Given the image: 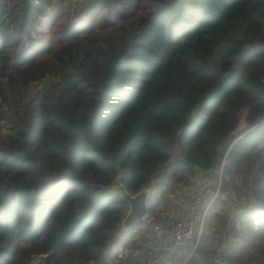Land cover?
Masks as SVG:
<instances>
[{
	"label": "trees",
	"instance_id": "16d2710c",
	"mask_svg": "<svg viewBox=\"0 0 264 264\" xmlns=\"http://www.w3.org/2000/svg\"><path fill=\"white\" fill-rule=\"evenodd\" d=\"M224 157L254 200H214L200 248L264 264V0H0V264H141L106 187L160 216Z\"/></svg>",
	"mask_w": 264,
	"mask_h": 264
},
{
	"label": "built area",
	"instance_id": "2783aa9c",
	"mask_svg": "<svg viewBox=\"0 0 264 264\" xmlns=\"http://www.w3.org/2000/svg\"><path fill=\"white\" fill-rule=\"evenodd\" d=\"M225 157L217 168L204 169L198 175L197 189L182 214L173 218H157L150 213L144 216L149 243L141 264H237L224 254V244L215 247L210 255L200 248L208 208L217 198H229V193L221 190Z\"/></svg>",
	"mask_w": 264,
	"mask_h": 264
},
{
	"label": "rangeland",
	"instance_id": "374dc122",
	"mask_svg": "<svg viewBox=\"0 0 264 264\" xmlns=\"http://www.w3.org/2000/svg\"><path fill=\"white\" fill-rule=\"evenodd\" d=\"M70 1L73 3L75 8L79 7L81 2H82V0H66V2H70ZM243 113L245 114L246 110H244ZM246 123L247 122H246L245 116L243 115L237 130L244 128V126H246ZM215 176H218V173ZM193 189H195V191H196L197 186H196V188H195V185H193L191 187L184 186V187L176 188L175 190H173L172 191L173 193L171 194V196L178 203V207L169 208V207L163 206L162 210L160 211V216L154 215V217H157V218H160V217L171 218L172 217L173 218V217H177L180 214H182L181 212L183 211L188 198L193 194V191H194ZM228 193H229V198H222V199L228 200V203L230 204L229 208H230L231 212L236 211L237 208L242 209L244 206L251 204L252 201L254 200V197L249 195L246 192L245 188H242L240 191H236V192H235V190L228 191ZM210 210L211 209H208L207 214L210 215L209 216L210 221L214 222L215 221L214 215H213V213L212 214L210 213ZM204 228H205V222L203 223V230H204ZM203 230H202V232H203ZM133 231L134 232H132V234H130V235H129V233L123 234V232H121L119 239H121V240L127 239L128 241H131V242L134 239H136L137 242L142 243L144 245V247H146L147 246L146 241H145L143 236L148 235L149 229H148V226L144 223V221L141 220L140 223H138L135 226ZM144 231H146V232H144ZM224 232H227V230L225 229ZM212 245L213 244H211V247H213ZM119 249L123 252L131 254L132 256H134L136 254V255H139V257H140V255L142 253L138 249L135 250L132 248H129L126 251H124V250H122L121 246H119ZM140 250H142V249H140Z\"/></svg>",
	"mask_w": 264,
	"mask_h": 264
},
{
	"label": "water",
	"instance_id": "95a60500",
	"mask_svg": "<svg viewBox=\"0 0 264 264\" xmlns=\"http://www.w3.org/2000/svg\"><path fill=\"white\" fill-rule=\"evenodd\" d=\"M262 120H260L259 122H261ZM247 130H245L244 132H246ZM241 135H239V137ZM239 137H237V139ZM106 188L116 191L117 193L123 195L129 201V205H130L129 211L122 220L123 228L126 229L132 227L134 224L140 222L144 218V216L149 213V204H148V196L150 192L149 188L145 187L141 189L139 192L132 194L127 190L126 186L122 182L121 176L118 177L116 184L108 185Z\"/></svg>",
	"mask_w": 264,
	"mask_h": 264
},
{
	"label": "clouds",
	"instance_id": "9594fccd",
	"mask_svg": "<svg viewBox=\"0 0 264 264\" xmlns=\"http://www.w3.org/2000/svg\"><path fill=\"white\" fill-rule=\"evenodd\" d=\"M157 231H159V226L157 227V229H156Z\"/></svg>",
	"mask_w": 264,
	"mask_h": 264
},
{
	"label": "crops",
	"instance_id": "0c3cea01",
	"mask_svg": "<svg viewBox=\"0 0 264 264\" xmlns=\"http://www.w3.org/2000/svg\"><path fill=\"white\" fill-rule=\"evenodd\" d=\"M197 180V179H196ZM188 201V200H187ZM187 205V202H186V204H185V206ZM185 208V207H184Z\"/></svg>",
	"mask_w": 264,
	"mask_h": 264
}]
</instances>
